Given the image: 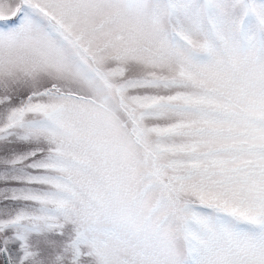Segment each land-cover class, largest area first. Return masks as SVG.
Segmentation results:
<instances>
[{
    "label": "snow or ice",
    "instance_id": "snow-or-ice-1",
    "mask_svg": "<svg viewBox=\"0 0 264 264\" xmlns=\"http://www.w3.org/2000/svg\"><path fill=\"white\" fill-rule=\"evenodd\" d=\"M0 264H264V0H0Z\"/></svg>",
    "mask_w": 264,
    "mask_h": 264
}]
</instances>
